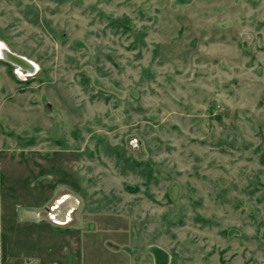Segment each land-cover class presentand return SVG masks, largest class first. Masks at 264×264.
<instances>
[{
	"label": "rangeland",
	"instance_id": "rangeland-1",
	"mask_svg": "<svg viewBox=\"0 0 264 264\" xmlns=\"http://www.w3.org/2000/svg\"><path fill=\"white\" fill-rule=\"evenodd\" d=\"M0 43L4 240L264 264V0H0Z\"/></svg>",
	"mask_w": 264,
	"mask_h": 264
},
{
	"label": "crops",
	"instance_id": "crops-1",
	"mask_svg": "<svg viewBox=\"0 0 264 264\" xmlns=\"http://www.w3.org/2000/svg\"><path fill=\"white\" fill-rule=\"evenodd\" d=\"M70 204L67 201L58 202L56 207H61L58 211L54 209V215L59 221H64V212ZM49 244L48 238L42 236L8 237L4 240L0 235V264H65L62 239L60 245L57 239L53 248H49ZM17 245L21 246L22 252H17ZM21 258H24L23 261H20ZM66 262L70 264L69 257Z\"/></svg>",
	"mask_w": 264,
	"mask_h": 264
},
{
	"label": "bare ground",
	"instance_id": "bare-ground-1",
	"mask_svg": "<svg viewBox=\"0 0 264 264\" xmlns=\"http://www.w3.org/2000/svg\"><path fill=\"white\" fill-rule=\"evenodd\" d=\"M0 58L11 62L12 64L17 65L18 67H21L22 69H25L29 73L35 69L30 61H28L22 56H19L9 51L3 43H0ZM64 215L66 217V211L64 212Z\"/></svg>",
	"mask_w": 264,
	"mask_h": 264
},
{
	"label": "flooded vegetation",
	"instance_id": "flooded-vegetation-1",
	"mask_svg": "<svg viewBox=\"0 0 264 264\" xmlns=\"http://www.w3.org/2000/svg\"><path fill=\"white\" fill-rule=\"evenodd\" d=\"M60 207H61V206H60ZM60 207L58 206V207H56V208H54V209H56V211H58V209H59ZM56 211H55V212H56Z\"/></svg>",
	"mask_w": 264,
	"mask_h": 264
},
{
	"label": "built area",
	"instance_id": "built-area-1",
	"mask_svg": "<svg viewBox=\"0 0 264 264\" xmlns=\"http://www.w3.org/2000/svg\"><path fill=\"white\" fill-rule=\"evenodd\" d=\"M27 264H30V263H27Z\"/></svg>",
	"mask_w": 264,
	"mask_h": 264
}]
</instances>
